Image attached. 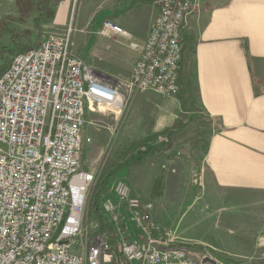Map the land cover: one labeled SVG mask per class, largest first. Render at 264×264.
Masks as SVG:
<instances>
[{"label":"built area","instance_id":"1","mask_svg":"<svg viewBox=\"0 0 264 264\" xmlns=\"http://www.w3.org/2000/svg\"><path fill=\"white\" fill-rule=\"evenodd\" d=\"M157 3L158 17L125 81H101L72 52L70 27L16 53L0 74V264H201L204 257L223 264L207 253L170 248V232L152 221L151 205L121 180L111 183L112 198L96 205L105 229L83 254L75 252L93 182V174L82 170L86 113L117 118L133 93L170 98L181 90V30L194 0ZM99 34L127 36L109 20Z\"/></svg>","mask_w":264,"mask_h":264},{"label":"crops","instance_id":"2","mask_svg":"<svg viewBox=\"0 0 264 264\" xmlns=\"http://www.w3.org/2000/svg\"><path fill=\"white\" fill-rule=\"evenodd\" d=\"M194 5L181 30L185 61L180 83L182 89L183 70L189 100L194 94L213 127L202 163L222 185L264 193V0H194ZM158 14L157 0H78L75 7L57 0H0V54L5 59L0 74L16 53L70 27L72 52L113 85L129 78ZM92 18L98 22L91 33ZM105 20L127 36L99 34ZM222 213L218 216H226ZM234 213L247 216L243 210ZM222 231L240 232L236 226ZM262 231L258 222L254 232ZM256 242L248 244L251 251L241 264H262L256 252L262 244Z\"/></svg>","mask_w":264,"mask_h":264},{"label":"rangeland","instance_id":"3","mask_svg":"<svg viewBox=\"0 0 264 264\" xmlns=\"http://www.w3.org/2000/svg\"><path fill=\"white\" fill-rule=\"evenodd\" d=\"M73 15L77 20L76 9ZM90 21L87 31L92 33L98 18ZM181 75L183 87L174 97L136 92L127 97L121 117L86 113L82 170L93 174V182L86 192L84 229L74 240L76 253L83 254L91 239L105 229L96 205L112 198L110 185L121 180L132 196L151 205L152 221L170 232V248H185L198 257L207 253L223 264H241L251 251L248 244L259 241L262 245L256 252L264 264V231L254 232L258 222L264 226V193L222 185L202 163L213 127L197 108L194 94L193 102L189 100L185 86L190 84L183 70ZM235 210L247 211V216L236 217ZM219 211L226 216H218ZM235 226L239 233L222 231ZM136 234L137 230L132 232Z\"/></svg>","mask_w":264,"mask_h":264},{"label":"water","instance_id":"4","mask_svg":"<svg viewBox=\"0 0 264 264\" xmlns=\"http://www.w3.org/2000/svg\"><path fill=\"white\" fill-rule=\"evenodd\" d=\"M201 264H217V262L211 258L204 257L201 261Z\"/></svg>","mask_w":264,"mask_h":264},{"label":"trees","instance_id":"5","mask_svg":"<svg viewBox=\"0 0 264 264\" xmlns=\"http://www.w3.org/2000/svg\"><path fill=\"white\" fill-rule=\"evenodd\" d=\"M183 58H184V57L182 56V62H181V65L183 64V61H185ZM99 217H100V216H99ZM111 244L115 247V249H117V247L115 246V242H114L113 238H112V240H111Z\"/></svg>","mask_w":264,"mask_h":264},{"label":"bare ground","instance_id":"6","mask_svg":"<svg viewBox=\"0 0 264 264\" xmlns=\"http://www.w3.org/2000/svg\"><path fill=\"white\" fill-rule=\"evenodd\" d=\"M77 194H78V198H79V196L81 194V189H78Z\"/></svg>","mask_w":264,"mask_h":264}]
</instances>
